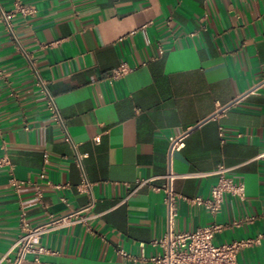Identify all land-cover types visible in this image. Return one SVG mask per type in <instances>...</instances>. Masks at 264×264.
I'll return each instance as SVG.
<instances>
[{"label": "crops", "instance_id": "obj_1", "mask_svg": "<svg viewBox=\"0 0 264 264\" xmlns=\"http://www.w3.org/2000/svg\"><path fill=\"white\" fill-rule=\"evenodd\" d=\"M21 3L32 12L0 0L13 11L11 31L0 19V157L9 161L0 167V260L22 214L33 226L84 206L83 178L94 200L88 228L43 234L19 264H155L150 241L167 226L163 194L132 189L138 178L160 185L170 170L185 198L207 197L216 178L184 174L220 164L245 187L243 198L224 196L215 218L179 199L175 231L222 223L216 244L264 231V0ZM122 62L132 70L109 77ZM171 137L179 150H170ZM237 263L264 264V241L241 249Z\"/></svg>", "mask_w": 264, "mask_h": 264}, {"label": "built area", "instance_id": "obj_2", "mask_svg": "<svg viewBox=\"0 0 264 264\" xmlns=\"http://www.w3.org/2000/svg\"><path fill=\"white\" fill-rule=\"evenodd\" d=\"M14 12L21 14H29L32 9L21 3V0H14ZM13 11H7L0 5V19L4 22L6 28L11 31L10 18ZM162 50H160V53ZM132 70V67L126 62L120 63L116 68L112 69L108 74L113 79H119ZM37 86L46 98V109L51 118L59 125L65 135V140L70 142L67 134L64 120L59 112L55 103L53 95L48 90L47 84L40 77L37 78ZM220 136L223 134L220 131ZM99 137L95 138L98 141ZM182 142L180 138H170V150H179ZM264 156L262 152L259 157ZM46 160V154H45ZM80 156H77L79 163ZM9 164L5 156L0 157V167ZM230 168L220 164L211 172H190L186 173L184 177H203L206 175H214L215 182L212 185L209 195L207 197L195 196L192 198H185L179 195L173 188V181L180 177V175L173 171H168L160 178L162 182L160 185H153L152 182L155 178H138L135 181V186L132 192L138 190L143 186H150L152 190L161 192L163 194L162 202L165 207L167 226L165 232L158 238L150 241L151 246L159 249L151 261L155 264H238L237 255L239 251L245 247L258 245L264 241V231L251 237L233 240L230 243H214L215 234L222 231L226 226L222 223L211 222L209 224L199 226L192 231H175L174 222L177 216L176 203L179 199L185 200L187 203L199 206L204 209L209 216L215 218L221 211L224 196L230 194L232 196L243 198L244 197V183L237 181L228 175ZM9 182L18 187L20 183L13 177L9 178ZM60 187V185H56ZM79 190L89 194L88 202L78 208L71 209L69 212L62 215H51L49 218L39 224L29 226L23 220L21 223V233L17 240L7 249L0 264H19L22 262L26 255L35 252V246L38 244L40 237L56 230H60L75 224H80L88 228V221L91 218L88 211L92 209L94 200L90 195L91 183L83 178L78 186ZM38 197L41 193L38 192ZM251 219V218H249ZM238 224V222H234ZM119 253L124 254L122 250ZM12 254V255H11Z\"/></svg>", "mask_w": 264, "mask_h": 264}]
</instances>
